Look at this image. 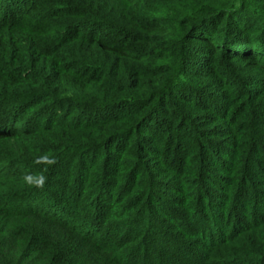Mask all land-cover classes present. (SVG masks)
Here are the masks:
<instances>
[{
    "label": "trees",
    "instance_id": "1",
    "mask_svg": "<svg viewBox=\"0 0 264 264\" xmlns=\"http://www.w3.org/2000/svg\"><path fill=\"white\" fill-rule=\"evenodd\" d=\"M0 264H264V0H0Z\"/></svg>",
    "mask_w": 264,
    "mask_h": 264
},
{
    "label": "clouds",
    "instance_id": "2",
    "mask_svg": "<svg viewBox=\"0 0 264 264\" xmlns=\"http://www.w3.org/2000/svg\"><path fill=\"white\" fill-rule=\"evenodd\" d=\"M34 163L37 164H46L48 166H51L55 163H57V159L55 157V155L51 154V153H46L44 155L38 156ZM47 171V168H45L43 170V172L38 173L36 175H26L23 179H24V183L29 186V187H36V188H43L44 184L47 181V177L44 175V172Z\"/></svg>",
    "mask_w": 264,
    "mask_h": 264
}]
</instances>
